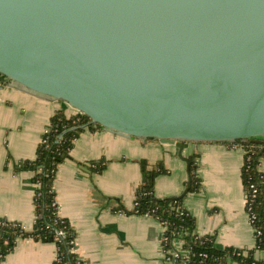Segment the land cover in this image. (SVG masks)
<instances>
[{
    "label": "water",
    "instance_id": "water-1",
    "mask_svg": "<svg viewBox=\"0 0 264 264\" xmlns=\"http://www.w3.org/2000/svg\"><path fill=\"white\" fill-rule=\"evenodd\" d=\"M0 74L175 145L191 181L190 142H264V0H0Z\"/></svg>",
    "mask_w": 264,
    "mask_h": 264
},
{
    "label": "crops",
    "instance_id": "crops-1",
    "mask_svg": "<svg viewBox=\"0 0 264 264\" xmlns=\"http://www.w3.org/2000/svg\"><path fill=\"white\" fill-rule=\"evenodd\" d=\"M65 109L59 100L7 85L0 87V217L19 222L31 231L36 212L37 185L33 173L14 170L22 159H33L52 115ZM68 114L72 109H65ZM198 154L197 173L202 188L185 195L184 206L196 220V231L212 235L218 248L252 249L255 230L246 208L242 182L244 149L224 142H190L183 155ZM105 159L106 168L92 172L91 161ZM164 161L167 174L157 177L159 198L180 196L188 180L187 164L172 144L129 138L105 130L86 128L74 140L71 158L57 171L54 189L59 214L76 231V252L83 264H179L166 260L163 224L154 216L128 214L144 175L140 160ZM264 173V159L259 165ZM257 258L264 253L256 251ZM54 242L19 238L0 264H53ZM225 264H239L229 259Z\"/></svg>",
    "mask_w": 264,
    "mask_h": 264
},
{
    "label": "trees",
    "instance_id": "trees-1",
    "mask_svg": "<svg viewBox=\"0 0 264 264\" xmlns=\"http://www.w3.org/2000/svg\"><path fill=\"white\" fill-rule=\"evenodd\" d=\"M7 83L8 79L0 74V87ZM86 128L100 130L102 126L90 124V118L80 112L68 114L65 109L56 110L38 144L35 158L22 159L15 164L16 172L23 170L33 173L32 181L37 185L34 194L36 217L31 231L26 230L19 222L0 217V260L5 259L14 249L19 238H33L56 244L57 257L53 264H83L75 250L76 231L70 220L59 214L54 183L59 165L71 158L74 140ZM260 139L264 141L263 138ZM256 140L257 138H248L224 142L229 145L237 144L245 150L242 182L250 202L249 213L254 217L252 226L256 230V245L252 249L218 248L212 235L202 236L196 231V220L184 206L185 195L202 188L201 177L197 173L199 156L196 153L189 156L192 179L186 181L189 190L184 196L157 197L154 190L156 178L168 173V169L162 160L150 163L142 159L140 165L144 178L136 191L134 208L128 211L123 204H119L117 209L128 214L151 215L165 224L167 239L162 241L165 253L170 256L169 251L182 248L189 256L188 264H225L229 259L239 264H264V258L260 259L255 255L256 251L264 253V173L259 169L261 159L264 158V142ZM107 163L101 158L89 164L92 172H101ZM174 263L181 264V261Z\"/></svg>",
    "mask_w": 264,
    "mask_h": 264
},
{
    "label": "built area",
    "instance_id": "built-area-1",
    "mask_svg": "<svg viewBox=\"0 0 264 264\" xmlns=\"http://www.w3.org/2000/svg\"><path fill=\"white\" fill-rule=\"evenodd\" d=\"M233 146H239V145L234 144ZM252 187H254V186H252ZM254 192H256V190H254ZM249 205H250L249 198L246 197V208L248 207L247 212H248V216H249V221H250V223L252 225V222H253V218L254 217H252L250 215V213H249V209H250ZM163 226H164L165 230H164V234L162 236V241H164V240L167 239V237L165 236V231H166L167 227H166L165 224H163ZM255 232H256V230H255ZM257 233L259 234L260 231H257ZM165 254H166V260L169 261V262H178V260H180L181 261V264H188L189 256L187 254V251L186 250H183L182 248H180L179 250L175 249V250L169 251L168 254L170 256H167V253H165Z\"/></svg>",
    "mask_w": 264,
    "mask_h": 264
},
{
    "label": "rangeland",
    "instance_id": "rangeland-1",
    "mask_svg": "<svg viewBox=\"0 0 264 264\" xmlns=\"http://www.w3.org/2000/svg\"><path fill=\"white\" fill-rule=\"evenodd\" d=\"M264 139V138H263ZM244 152H245V150H244ZM180 158V157H179ZM181 159V158H180ZM264 159V158H263ZM182 160V159H181ZM262 160V159H261ZM188 172V171H187ZM165 174H167V173H165ZM163 175V174H162ZM157 179V178H156ZM189 179V178H188ZM187 188V187H186ZM190 192H196V191H190ZM190 192H188V193H190ZM185 199V198H184Z\"/></svg>",
    "mask_w": 264,
    "mask_h": 264
}]
</instances>
